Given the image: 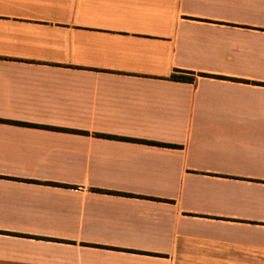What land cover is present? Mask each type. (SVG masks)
I'll return each mask as SVG.
<instances>
[{
    "label": "crops",
    "instance_id": "1",
    "mask_svg": "<svg viewBox=\"0 0 264 264\" xmlns=\"http://www.w3.org/2000/svg\"><path fill=\"white\" fill-rule=\"evenodd\" d=\"M0 264H264V0H0Z\"/></svg>",
    "mask_w": 264,
    "mask_h": 264
},
{
    "label": "trees",
    "instance_id": "2",
    "mask_svg": "<svg viewBox=\"0 0 264 264\" xmlns=\"http://www.w3.org/2000/svg\"><path fill=\"white\" fill-rule=\"evenodd\" d=\"M172 78L175 80L188 82H193L195 80L193 72L187 70H177V72L172 74Z\"/></svg>",
    "mask_w": 264,
    "mask_h": 264
}]
</instances>
